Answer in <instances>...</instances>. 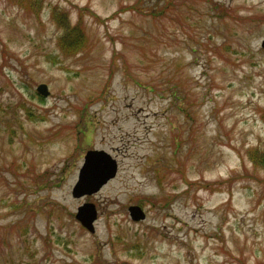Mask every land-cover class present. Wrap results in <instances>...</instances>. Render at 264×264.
I'll return each instance as SVG.
<instances>
[{"label": "rangeland", "instance_id": "1", "mask_svg": "<svg viewBox=\"0 0 264 264\" xmlns=\"http://www.w3.org/2000/svg\"><path fill=\"white\" fill-rule=\"evenodd\" d=\"M23 1L0 0V264H264V0ZM88 149L117 173L74 197Z\"/></svg>", "mask_w": 264, "mask_h": 264}, {"label": "water", "instance_id": "2", "mask_svg": "<svg viewBox=\"0 0 264 264\" xmlns=\"http://www.w3.org/2000/svg\"><path fill=\"white\" fill-rule=\"evenodd\" d=\"M264 48V38L261 41ZM45 83L37 86V91L46 96L49 91ZM117 172V163L108 152L102 149H88L83 156V163L79 169L77 181L73 186L72 195L82 197L97 192ZM131 218L135 221L145 218V212L138 205L128 207ZM75 218L88 231H94V221L97 209L92 202H85L78 206Z\"/></svg>", "mask_w": 264, "mask_h": 264}, {"label": "trees", "instance_id": "3", "mask_svg": "<svg viewBox=\"0 0 264 264\" xmlns=\"http://www.w3.org/2000/svg\"><path fill=\"white\" fill-rule=\"evenodd\" d=\"M20 2L24 3L25 1L20 0ZM33 3L37 4L35 0H26V5L27 6H32ZM33 9L35 7H32ZM62 26L67 27L65 23H62ZM75 33H78L79 35L72 38V39H67L68 37H64L62 41H60V44L62 48L66 51H73V50H78V49H83L87 46L86 43V35L85 33L83 34L82 32H79L78 29H75L74 26L71 27ZM38 95V94H37ZM39 98L41 96L38 95ZM261 118L264 121V108L261 111ZM247 157L248 159L254 163L257 166L264 167V148L260 150V148H251L247 151Z\"/></svg>", "mask_w": 264, "mask_h": 264}]
</instances>
